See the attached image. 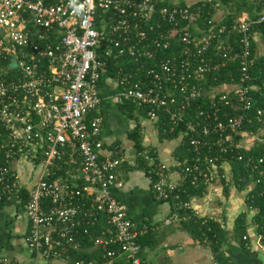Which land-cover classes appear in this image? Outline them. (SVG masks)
Returning a JSON list of instances; mask_svg holds the SVG:
<instances>
[{
	"label": "built area",
	"instance_id": "built-area-1",
	"mask_svg": "<svg viewBox=\"0 0 264 264\" xmlns=\"http://www.w3.org/2000/svg\"><path fill=\"white\" fill-rule=\"evenodd\" d=\"M221 7L220 0H0V205L22 190L13 164L38 167L22 204L25 244L37 256L145 264L140 237L182 213L206 220L192 207L193 197L183 199L185 185L205 189L216 179L228 185L223 166L236 157L250 178L247 188H264V159L241 155L264 144V127L244 129L261 123V110L250 115L257 88L251 30L264 25V11L225 24L216 16ZM116 58L140 65L134 74L119 69L117 103L162 123L163 136L178 129L177 137L188 140L186 155L172 165L142 153L154 197L172 206L160 224H137L115 197L122 187L117 171L126 162L121 151L101 157L100 79ZM233 62L236 79L205 89ZM59 173L64 183L54 178ZM0 264L18 263L0 256Z\"/></svg>",
	"mask_w": 264,
	"mask_h": 264
},
{
	"label": "crops",
	"instance_id": "crops-1",
	"mask_svg": "<svg viewBox=\"0 0 264 264\" xmlns=\"http://www.w3.org/2000/svg\"><path fill=\"white\" fill-rule=\"evenodd\" d=\"M251 1L254 0H249V3ZM228 10V7L222 6L216 12V16L224 19L230 13ZM240 13L237 18H251L252 16L247 10ZM253 43L255 45L254 58L264 55V41L258 32L253 33ZM105 74L106 72L102 74L100 86L99 113L103 118L99 137L103 144L101 157L121 151L126 161L116 175L122 187L115 188L113 193L126 206L127 215L137 224L143 221L160 224L171 215L172 206L154 197L144 170L136 167V149L128 134L137 128L141 146L153 149L156 158L168 165L174 163L173 151L180 143V137L159 140L156 124L147 119L142 111L136 107L125 110L117 103L116 77H108ZM172 142L174 144L171 148L166 146ZM13 167L22 184V190L9 196L0 207V256L14 259L18 264L35 262L68 264L61 260L42 259L26 246L25 235L29 224L22 210V204L26 198V191L35 181L34 169L31 164L24 163L22 160L15 162ZM223 172L229 179L231 173L229 164L223 166ZM54 178L61 183L65 181L62 173ZM250 190L251 188H247L238 191L232 185L225 189L222 181L216 179L204 189L200 196L191 198V205L199 213V217L219 224L226 232V239L221 245V253L230 258L232 264H264V248L260 243L257 227L253 221L258 210L248 207L245 201ZM240 215L245 216L246 222L245 233L242 237L234 233V223ZM138 256L145 264H217L209 248L182 231L178 221L170 226H161L150 233V237L145 240Z\"/></svg>",
	"mask_w": 264,
	"mask_h": 264
},
{
	"label": "trees",
	"instance_id": "trees-1",
	"mask_svg": "<svg viewBox=\"0 0 264 264\" xmlns=\"http://www.w3.org/2000/svg\"><path fill=\"white\" fill-rule=\"evenodd\" d=\"M222 6L228 7V13L226 17L223 19V23L230 24L235 18H237L244 10H247L248 14L251 15V18H255L260 12L264 11V4H260L257 2V0L251 1L249 3V0H220ZM249 4V5H248ZM180 5H183V2L180 3ZM166 29H169L165 26ZM258 32L260 36L262 37L264 41V25H258L255 26L251 30V34ZM171 44L172 48H176V32L171 31ZM232 42V38L230 39ZM254 48L255 45L252 42L251 49H252V57H253V67L250 71L251 74V84L255 85L257 88L256 90L252 91L250 93V98L252 100L253 106L250 112V115H255L257 110H261L262 114L260 116L261 123H256L253 121L251 125H245L244 129L251 130V131H258L259 129H262L264 127V55L254 58ZM264 48V43H263ZM170 50L165 52H160L159 57L168 56L170 54ZM146 66L151 65L150 62H145ZM140 67L139 63L134 62L132 59L128 58H116V59H110L107 62L106 66V76L108 77H116L118 74L119 69H123L126 73H136L137 69ZM237 63L233 62L220 74L216 75V78L214 81L211 80L212 77L209 78L205 89L208 86L211 85H219L225 82H229L230 78L236 79L238 76L237 73ZM143 72H139L141 74ZM102 83V76L100 79V86ZM123 109L125 110H131L135 108L132 104L125 103L121 105ZM143 112V111H142ZM146 116L145 112H143ZM162 120L165 121V118L162 117ZM157 130H158V137L159 140H170L174 139L178 136L179 130L167 134L162 135L160 132L163 128L162 123L156 124ZM128 137L133 141L134 148L136 149V167L139 169H144L145 162L142 153L144 151L148 152L149 156H155L153 149L150 148H144L141 146L140 142V136L138 133V129L135 128L132 132L128 134ZM188 147V140L186 138H183L180 140V143L173 151L174 157L178 158L179 160L183 159L186 155V150ZM252 155L254 157H262L264 159V144L260 145L257 144L254 147H252L249 151L242 150L241 155L242 156H248ZM229 165H230V177H229V184H224V181L222 180V183L224 185V188L228 187L229 185L234 186L238 191H242L247 188V186L250 183V178L242 165L241 161L238 159L233 158L232 160L229 159ZM264 184V178L263 182ZM185 193L182 194V197L184 200H188L191 197L194 196H200L202 192L204 191V188L201 186H198L196 188H193L192 186L185 185ZM246 198V204L248 207L256 208L258 212L253 217V221L257 227L258 235L260 236V243L264 248V188L262 184H258L255 186V188L249 192ZM25 199V198H24ZM6 198L4 199L3 203L5 202ZM161 202H165L162 201ZM0 205V207L2 206ZM188 215V217H187ZM187 217V218H186ZM180 225V229L187 234H189L193 239H196L201 245L208 247L213 260L217 264H232V261L230 258H227L222 255L221 253V245L225 241L226 232L222 230V228L219 226V224L211 221V220H201L197 218H193L190 214H181L180 220L178 221ZM101 225H103V220L101 217ZM246 228V222H245V216L240 215L236 218L234 223V233L238 234L240 237H242L245 233ZM150 237V234L140 237L137 242L142 248L144 246L145 240ZM86 257H92V256H86ZM116 264H128L126 261L116 263Z\"/></svg>",
	"mask_w": 264,
	"mask_h": 264
},
{
	"label": "rangeland",
	"instance_id": "rangeland-1",
	"mask_svg": "<svg viewBox=\"0 0 264 264\" xmlns=\"http://www.w3.org/2000/svg\"><path fill=\"white\" fill-rule=\"evenodd\" d=\"M153 130H155V129H153ZM156 131V130H155ZM154 133V132H153ZM154 141H153V139H152V143H153ZM173 144H174V142H172V143H168L166 146L167 147H169V148H171L172 146H173ZM37 171H38V167L36 168H34V173H33V176H34V179L36 178V174H37Z\"/></svg>",
	"mask_w": 264,
	"mask_h": 264
},
{
	"label": "clouds",
	"instance_id": "clouds-1",
	"mask_svg": "<svg viewBox=\"0 0 264 264\" xmlns=\"http://www.w3.org/2000/svg\"><path fill=\"white\" fill-rule=\"evenodd\" d=\"M80 8H82V5H79V6H75V5H74V11H79Z\"/></svg>",
	"mask_w": 264,
	"mask_h": 264
}]
</instances>
